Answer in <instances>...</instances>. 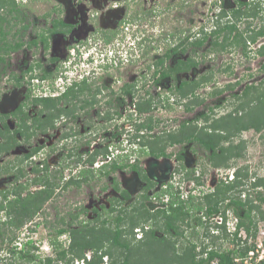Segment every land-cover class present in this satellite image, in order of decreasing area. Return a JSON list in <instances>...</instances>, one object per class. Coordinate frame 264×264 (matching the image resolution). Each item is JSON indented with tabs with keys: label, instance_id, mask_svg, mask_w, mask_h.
<instances>
[{
	"label": "flooded vegetation",
	"instance_id": "1",
	"mask_svg": "<svg viewBox=\"0 0 264 264\" xmlns=\"http://www.w3.org/2000/svg\"><path fill=\"white\" fill-rule=\"evenodd\" d=\"M33 1L0 0V177L3 178L0 180V202L5 198L6 192H12L15 188H24L23 197L28 196L29 193L46 189L48 175L50 177L54 173L59 175L60 170H65L68 167L69 175L66 176L64 173L62 180L57 178L58 183L53 195L47 200L49 202L54 195L65 188L63 186L64 178L69 180L72 176L76 180H81L87 173L90 174L93 171L95 162L92 164L84 163L90 154L96 151L94 146L90 148L91 143L98 142L97 149L101 148L102 150L109 146L114 137H121L126 132L127 120L132 121L134 117V114L128 109L130 105H136L137 119L143 114L139 107L144 101V82L142 79L144 71L136 70L139 66V60L129 63L101 64L90 76L88 75L89 77L87 75L74 77L70 87H67V83H65V86L63 85L61 88L56 81L59 74L67 70L64 60L68 58L70 48L76 46L80 51L81 46L91 48L99 42L104 50L108 49L111 44L123 45L126 40L124 31L129 24H132L130 21L133 20L131 19L133 17L136 18L134 21L139 23L136 25L138 34L142 39L145 36L144 40L147 42L151 38L147 28L154 29V27L164 26L163 22L167 19L164 12L159 14L158 2L160 0H53L55 3L49 10L40 14L42 18H39V15H36L32 9L27 10L26 6ZM171 1L174 2L175 0ZM239 1L242 0H238V3ZM167 4V6L171 5ZM259 13L246 18L254 19L259 16ZM170 14L168 13L169 16ZM40 19L43 22L42 20L39 21ZM263 28L264 25L258 29H249V37L246 36V45H244L242 40H239L240 36L239 38L236 37L239 31L238 27V30L234 31L231 36L233 41L230 43L231 45L224 49L221 47L218 50L220 58L222 57L221 54L228 53L231 55L228 59L232 61L234 51L231 52V50L237 46L241 49L242 57L240 60L244 59L243 61L251 62L256 55H261L263 59L259 69L264 78V53L260 51L264 47V40L263 43L258 44V48L255 46L256 41L264 39V34H257ZM120 30L123 32L118 35ZM160 30V33L164 31V29ZM160 33L156 36L152 48L154 59L152 65H154L155 72L161 73L160 75L164 69H172L173 73L163 78L161 84L164 89L178 97L176 102H169L164 105H168V108L174 111L180 107L186 113L185 116H182L183 119L180 120V124L168 132L180 134L184 130H189L190 133H193L184 141L172 144L171 147L178 146L174 150L169 151L168 147L166 149L167 155L156 157V161L150 169L147 171L143 169V175L142 172L129 167L134 177L127 179V183L132 186L130 188L122 187L121 184L120 186L130 192V198H123L120 191H118V195L111 197V199L118 198L123 207L131 205L139 195L146 193L150 196L153 189L157 197L160 196L162 203L155 209L167 207L172 200L175 201L176 205L180 201L189 203L191 197L205 199L204 196L214 191L219 184L230 180H227L229 172L223 173L221 171L222 168L226 167L215 166L211 163L209 165L220 173L217 172L216 176L211 175L210 182L207 183L208 169L202 163L203 160L223 156L222 148L231 144L237 145L244 142L248 146L249 143L253 144L256 139L264 142V120L259 121L257 125L250 124L248 127H243L241 130L214 127L216 124L219 125L224 118H228L230 114L237 115V107L240 104L247 111L249 105L256 102L254 90L257 88L256 84L254 85L253 81L248 82L240 94L235 90L242 83L240 78L236 82L217 87L215 86L216 82L211 81L213 79L212 74L196 72L199 66L177 72L174 70V72L173 69L177 64H184L185 67L192 58L198 62L203 60L202 57L198 59L196 55H193L192 52L197 50L193 51L190 46L191 39L199 36L196 34L197 32L194 36L190 32L184 34L180 40L172 42L164 53H159V46L156 42L159 40ZM255 33L257 36L253 40L251 36H254ZM171 34L172 31L167 33L166 40H170ZM219 38V41H224V32ZM182 42H184L183 45H181ZM176 47L178 49L174 51ZM168 50L172 51V55L162 65L158 64L159 58L164 56ZM82 58V56H78L73 66L77 67ZM230 68L231 65L228 64L224 71H230ZM80 71H84V69ZM206 76L212 79L210 81L200 80ZM253 77L254 73L251 72L250 78ZM38 81L41 82L40 86L37 84ZM193 82L197 84L200 82V84L191 88L190 85ZM1 83L3 87H1ZM158 84H160L159 79L153 84L155 103L147 112L148 117L150 115L155 117V111L160 109L159 102H164L163 99H160ZM208 84L213 86L208 88L209 91H206ZM201 89L202 91H200ZM246 91H248L247 94ZM253 96H255L253 100L248 102L249 98ZM259 96L264 103V92L259 93ZM228 97H232V101L238 103L232 112L222 110ZM164 99L170 100V97L166 96ZM245 110L240 109L239 115H242ZM143 131L146 132L147 130L144 129ZM205 134L215 137L216 141L219 140L216 153L213 148H209L200 139L201 135ZM103 135L104 137H102ZM69 142L72 143L71 151L66 150L65 153L60 154L59 151H63ZM80 142L88 144L87 152L78 153L77 143ZM75 155L77 156L76 159ZM38 156L39 161L37 160ZM101 156L99 155V157ZM66 159L71 161L66 163L64 162ZM161 161L165 162L161 164ZM29 164L30 171H26L25 167ZM74 165L78 166L76 167L78 169L75 170L78 175L72 173ZM54 166L56 167L54 168ZM31 170L35 172V175L30 178ZM236 170L235 168V175ZM120 171H124V169ZM144 173L148 176V180L144 177ZM150 173L154 175L153 178H151ZM178 173L182 175L179 177L181 181L179 179L178 181L174 180L177 179ZM253 174L254 172L250 170L252 176L250 183L257 178ZM92 175H90L89 181L82 184L91 181L95 176L94 171ZM167 175L168 181L172 185L168 182V187L163 189L164 182L160 184L159 181L166 179ZM186 178L192 182V185H188L189 194L184 197L182 184L185 183ZM39 179L41 182H36ZM9 180H12L9 186L3 187L2 183L9 182ZM149 182H152L153 186L147 188ZM37 185L41 187L33 189V186ZM206 185L208 187H205ZM212 185L215 188L208 192L207 188L210 189ZM203 188L207 190L202 191ZM252 189L256 191L255 188L252 187ZM206 191L207 193L202 197V193ZM164 192L168 193L164 194L168 196L167 199L164 198L165 196L162 197ZM196 193L200 198L196 196ZM246 195L247 191H244L243 197ZM15 197L16 195L9 194L6 202ZM111 204V200L102 202L101 205L94 204L90 212L94 213L95 216L90 220L97 217V211H102L104 207L110 208ZM221 213L220 210L209 218L212 219ZM199 214H204V210L200 211ZM232 214L235 216L233 211ZM203 217L205 219L206 215ZM211 223L213 224V221Z\"/></svg>",
	"mask_w": 264,
	"mask_h": 264
},
{
	"label": "trees",
	"instance_id": "2",
	"mask_svg": "<svg viewBox=\"0 0 264 264\" xmlns=\"http://www.w3.org/2000/svg\"><path fill=\"white\" fill-rule=\"evenodd\" d=\"M219 11L216 13L217 19L213 22L210 30H205L203 26L200 29L202 36L194 37L191 39L190 46L193 51L201 48L204 43L209 39L211 40V50H219L221 47L227 48L233 41L231 36L234 31L238 30V20L243 17L255 16L259 13V4H252L250 1H239V5L236 8H225L223 6H217ZM222 18H227L223 21ZM199 32V31H198ZM197 32V33H198ZM224 32V41H219V36ZM196 33V34H197ZM237 38L241 39L244 45H246L247 38L241 32H237ZM257 34H264V28ZM257 34L251 36L253 40L256 39ZM194 36V35H193ZM184 42L181 43L183 45ZM186 48V47H185ZM185 48H182L183 50ZM178 47L175 48L176 51ZM264 53V47L260 50ZM172 55V51L168 50L166 54L159 58L158 64L162 65L165 60ZM193 66H199V62L194 58L191 62L186 64H177L173 69L181 71L189 69ZM175 72V71H174ZM172 69H164L161 75L160 81L163 78L171 75ZM211 77H203L201 81H210ZM197 83H192L191 88H194ZM200 84V82H198ZM197 84V85H198ZM248 91H246V94ZM256 102L263 104V99L256 97ZM155 103L152 95H148L144 98V101L139 109L142 112L147 113L151 110L152 104ZM250 107V105H249ZM240 109L245 107L240 104L237 107L239 115ZM235 118V117H234ZM224 118V129H239L244 126L248 127L249 123L238 127L237 121L231 125V119ZM154 117H149L137 123V134L131 139V143L138 142L139 145L147 147L149 153L152 156L160 157L167 155L166 149L176 143L182 142L184 139L189 138L193 133L189 130H184L180 134L168 133L164 136L150 135L147 140H143L146 135L143 131L152 132L154 128ZM222 120V121H223ZM263 121V120H262ZM215 125V128L223 129L220 125ZM232 126L238 127L234 128ZM243 126V127H242ZM142 132V134H141ZM139 138V140H137ZM200 139L206 143L209 148H213L214 152H217L219 140L210 135H201ZM247 145L244 142L239 144H231L228 147H223V156L219 158L211 159V162L215 166L228 167L232 158L239 159L246 156ZM228 153L227 155L225 153ZM111 153L110 148L96 149L93 154H90L88 159L84 163H94L99 155L107 157ZM222 158V159H221ZM122 162L120 163L116 157L113 158L110 163L103 165L101 170L106 167L109 169L104 172L106 175L115 172L116 170L125 169L127 166L133 167L135 170L142 172L143 168L139 162ZM90 173V170H89ZM90 174H86L81 180H76L71 176L69 180H64V187L69 185L81 186L83 182L89 181ZM59 176V177H57ZM93 176V175H92ZM19 177V176H18ZM17 177V178H18ZM64 177V169L60 170L59 175H48L46 180L47 188L39 190L34 193H29L28 196L23 197L22 192L24 188H15L4 194L3 201L0 202V213L3 211L6 214L5 220L0 218V243L5 241L11 243L16 239V235L12 234L7 237V233L18 230L25 226L28 222L32 221L38 212L43 208L47 200L53 195L57 185V178ZM144 177L148 180V176L144 173ZM252 176L250 175L249 167H237L235 179L229 182L223 181L219 184L214 191L206 194L205 199L197 200L191 197L189 203L180 201L175 205V201L169 203L165 208L155 209L150 202L151 197L146 193L139 195L127 207L122 206V202L118 198H112V204L110 208H105L102 211H97V217L93 220L81 221L77 226L74 225V220L79 217V213L72 214V220L67 227L58 229V235L68 233L69 244L67 247H63L61 243L55 238L50 242L55 246V256L41 257L38 253V247L32 240H26L23 243L16 244L12 242V247L3 250L5 253H12L15 258L13 261L2 263V257L0 264H76V258L86 257L87 251H92V258L87 260L84 264H102L103 257L108 256V262L106 264H264V257L261 259L258 255L257 243L251 238H256L259 220H264V176L257 177L255 181L250 183ZM150 181V180H149ZM41 182V180H36ZM43 182V181H42ZM115 189L120 191L123 198H130L131 194L127 189H122L120 183L115 181ZM248 185L257 190V195L253 197ZM153 186L152 182H149L147 188ZM244 191H247L246 197H243ZM9 194L16 195L15 198L9 200ZM196 208V215L193 217V210ZM204 210V215H200L199 212ZM222 211L224 217V223L219 225L217 223L211 224L210 216L218 211ZM233 211L236 221V230L234 233H229L227 230L228 212ZM82 211H86L82 209ZM208 218V219H207ZM65 221V219H63ZM151 224H150V223ZM210 223V224H209ZM150 224V228L145 230L144 237L137 239L135 235V228L138 226H144ZM210 225H213L216 230H220V234L212 235L210 231ZM198 226H205V235L212 236L210 244L202 243L201 248L198 249V243L192 241L191 238H185L186 228H191V235H200V231L197 230ZM245 231L246 236L241 235V231ZM15 233V232H14ZM219 233V232H218ZM216 234V233H213ZM232 236V237H231ZM223 238L233 243V247L224 249L221 246H217V240ZM183 240V244L178 246V242Z\"/></svg>",
	"mask_w": 264,
	"mask_h": 264
},
{
	"label": "rangeland",
	"instance_id": "3",
	"mask_svg": "<svg viewBox=\"0 0 264 264\" xmlns=\"http://www.w3.org/2000/svg\"><path fill=\"white\" fill-rule=\"evenodd\" d=\"M245 1H250L252 4L260 5V8H259L260 13L258 17L254 19L244 17L238 21L239 31H241L245 35V37L246 36L249 37V29H254V28L258 29L259 27L264 25V0H245ZM54 3L55 2L53 0H34L31 4L27 5L26 8L27 10L32 9V11L36 15H39V18H42L40 14L42 12L48 11L49 8ZM158 3H159L158 7L160 11L159 14H162L164 12L166 14L165 18L167 17V19L165 20V22H163L164 26L162 25L161 27L160 26L154 27V29H152L151 27L147 28L149 29L148 34H150L151 38H149L148 36L149 40L145 42L144 40L145 36H144L141 42L142 47L144 48L143 55H142L143 59L139 62V66L136 68V70H138L139 72L144 71L143 82L146 85L150 84L149 76L152 74V71L155 70V68L152 67V63L154 60L153 55H152L153 54L152 48L155 44V39L157 38L156 36H158L161 31L160 29H164V31L160 33L159 40L156 43H158V46H159V53H164V51H166L169 48V45L172 42H175V40H180V38L183 37L184 34H187L190 32L192 35H194L203 26L208 29H211L213 22L217 19V17L215 16L216 13L219 11L217 6H223L229 9V8H236L239 5L238 0H175L174 2H172L171 0H160ZM167 3L171 5L167 6L168 5ZM168 13H171L170 16L168 15ZM131 19H133L132 21H130L133 25L132 24L130 25V29H135L137 27L136 25L139 23H136L134 21L136 18L133 17ZM41 20L42 19H40L39 21ZM222 20L226 21L227 18H222ZM139 28L141 29L142 26ZM170 31H172V34L169 38L172 41L166 40V38L168 37L167 33ZM122 32L123 30H120L118 32V35H120ZM263 40L264 39H260L259 41H256L255 46H257L258 48V44L262 42ZM232 51H234V58L232 61L228 59L229 57H231V55H229L228 53L221 54L222 57L220 58V52H218V50H211V40L208 39L205 42L202 49L200 48L196 52H192L193 55H196L198 59H200L201 57L203 58V60L199 61V67L196 72H199L201 74H205V73L212 74L213 79L211 81L216 82L215 86L217 87H219L220 85H227L228 83L236 82V80L240 78L242 83L238 86V88H235V90L238 91V93L240 94L242 93L241 90H243V87L248 82L253 81L254 85L256 84V87H257L256 89H254L255 95L256 97H259V93L264 92V78L262 76V71L259 69V66L262 63L263 56L256 55V57L253 60H251V62H248L247 60L243 61L244 59L240 60L242 57L240 47L237 46V48H233L231 52ZM228 64L231 65V68H230L231 70L224 71V68ZM251 72L254 73L253 78H250ZM212 86L213 85L211 84L206 85V91H209L208 88ZM1 87H3L2 83H1ZM200 91H202V89ZM159 96L161 100L162 99L164 100V102L162 103L159 102L160 109L155 111V114H154L155 115L154 117L155 125L152 130L154 132L150 133L146 131L144 134L146 135V137L142 138L143 140H147L151 134L157 135V136L167 135L168 133H170L168 131H172L180 124V120L183 119L182 116L186 115V113H184L182 108L180 107H178V110L174 111L173 109H169L168 105H164V104H168L169 102H174V101L176 102L178 99L176 95L163 90L161 93H159ZM164 96L165 97L169 96L170 100L164 99L165 98ZM145 97L147 98L146 95L144 96V98ZM254 97L255 96H253L252 98H249L248 102L252 101ZM226 99L227 101L225 100L222 110L224 112L234 111L235 106L238 103L235 101H232L233 100L232 97H228ZM133 118H135V115ZM141 118L142 116L138 117V119H141ZM145 118L146 117H143V119ZM228 118H234V119H231L230 124L233 125L234 123L233 120H235L237 121L238 127L244 124L248 125L249 123H255V122L262 121L264 120V103L261 104V103L255 102L254 104L250 105L247 111L245 110V112L242 115L240 114L237 116V115L230 114ZM220 125L224 128V125H226L224 124V120L221 122ZM232 127L238 128L235 126H232ZM245 135H247L246 132H245ZM102 137H104V135ZM68 144L69 145H67V147H64L63 151L62 150L59 151L60 154L65 153L66 150L71 151L72 143L69 142ZM77 145H78L77 147H78L79 154L87 152L88 144H86L85 142H80L79 144L77 143ZM97 145H98V142H93L89 146L90 148L94 146L97 149L98 147ZM109 147L113 150L115 149L123 150V152L121 151V153L117 154L116 156V159L120 163L122 162L131 163L134 160H137L140 166L146 171L150 169L151 165L154 163V161H156V157H152L147 147L139 145V144L134 145L131 142L123 143V141L121 140L119 136L113 138V140L109 144ZM176 147L178 146L171 147L170 145L169 151L174 150ZM246 153H247L246 156L243 158H239L236 160L231 159L230 165L224 169L222 168L221 171L223 173L224 172L231 173L232 171L235 170V168L237 169V167H240V166L243 167L247 165L249 167V171L251 170L254 172L253 175L257 177L264 176V142L256 139L253 144L249 143L246 148ZM76 157L77 156L75 155V159ZM98 159L100 160L99 161L100 165H101L102 160L103 161L108 160L107 158L105 159L102 156L98 157L97 160ZM37 160L39 161V156L37 157ZM60 161L63 164L62 160ZM70 161L71 160L66 159L64 162L69 163ZM108 162L110 163V161ZM108 162L104 163L103 165L108 164ZM164 162L165 161H161V164H163ZM202 163L208 169L206 180H207V183H209L211 175L216 176L217 172L218 173L220 172L216 171L215 168H213V166L209 165L212 163L211 160L205 159L203 160ZM29 166L30 164L27 167H25L26 171H30ZM55 167L56 166H54V168ZM76 167L78 166L74 165L73 167L72 173L74 175H78V173L75 172V170L78 169ZM93 167H95V164L93 165ZM67 168H65L64 170V173L66 176L69 175V172H68L69 170ZM92 169L94 171L95 176L91 179L89 183H84L81 185V187H77L76 185L72 184V185H69L67 188H63L62 191L54 195L52 200L44 204L43 208L40 210V212L36 214V216L33 218L32 221L28 222L25 226H23L22 228L18 230L14 229L13 231L11 229V231L7 233V237L11 236L12 234L13 235L15 234L17 237L13 241H15L16 244H19V245L23 243L24 241H26L27 239L32 240L34 244L38 247L39 255L43 258L46 256H53V255L55 256V250H54L55 246L50 242L54 238L55 239L57 238L56 240H58L63 247H67L69 244V235L68 233H65L63 235H58V229L64 226L67 227V225L72 220V214L79 213V217L74 220L75 226H77L81 221L90 220L95 216L94 213L90 212L94 204L101 205L102 202H108L109 200H111V197L118 195V191L115 190L114 188L115 183H116L115 181H118L122 187L125 186V187L130 188L132 186L127 183V179H133L134 177L133 172L131 171L129 166H127L126 169H124V171L116 170L115 172H112L111 174H108V175H106L104 172H106L109 169V167H106L104 170H101L100 167H95ZM34 175H35V172L31 170V172L29 173V177L30 178L32 176L34 177ZM180 176L182 177V175H179L178 173L177 179H174V180L178 181ZM2 179L3 178L0 177V180ZM11 181L12 180H9V182L8 181L3 182L2 183L3 187H8ZM166 182L167 183L169 182L170 185H172L170 181H166ZM182 185L184 188L182 195L185 197V195L189 194L187 191L189 189L188 185H192V182H190L189 179L186 178L185 183L183 182ZM33 187H34L33 189H36V188H40L41 186L37 185ZM205 187H208V185H206ZM247 188H250V186L248 185ZM207 189L203 188L201 190L202 191L207 190L208 192H210L211 189L213 190L214 188L210 186V189L209 188ZM207 191L202 193L201 196L203 197L207 193ZM250 191L253 197L257 195V190L255 191L254 189L250 188ZM262 191L264 193V189ZM166 193L167 192H164L162 197L165 196L164 194ZM196 196L200 198V196L197 193H196ZM134 197H136V195H134ZM164 198L167 199L168 196H165ZM200 199H197V200L199 201ZM148 203H152L154 208L158 206L159 204H162L160 196L159 198H157L156 201L150 199V202L148 201ZM105 208H108V207H105ZM82 209H85L86 211L83 212ZM263 209H264V204H263ZM196 213H197L196 208H194L193 217L195 216ZM5 217H6V214L5 212L2 211L0 213V218L2 220H5ZM228 217H229L228 218L229 224H226L227 230H228V227L233 229V226L235 225L237 221L236 217L232 214L231 210L228 212ZM63 219H65V221H63ZM210 226H211L210 231L212 235L220 234L221 229L217 231L219 232L217 233L215 232L216 228L213 225H210ZM197 230L200 231L199 236H196L193 234L191 235L190 232L192 231V229L186 228L184 239L191 238L192 241H195L198 243V249H200L202 243L210 244V240L212 236L205 235V230H206L205 226H198ZM257 231L258 232H257L256 238L255 239L251 238L250 241L254 240L257 243V250H258L257 252L259 255L258 259H261L264 257V220H259ZM228 232L230 233L229 230ZM213 233H216V234H213ZM241 235L245 237L246 236L245 231L242 230ZM12 242L9 243L8 241H5L3 244L0 243V260L2 257H6L5 259L2 260L3 261L2 263H7L15 259L12 253H5L3 251V250H6L7 248L12 247L13 245ZM183 242H184L183 240H180L178 242V246H181ZM210 246H212V244H210ZM217 246H221L224 249H228L230 247H233V243L225 239L223 240V238H219L217 240ZM21 264H25V263H21Z\"/></svg>",
	"mask_w": 264,
	"mask_h": 264
},
{
	"label": "built area",
	"instance_id": "4",
	"mask_svg": "<svg viewBox=\"0 0 264 264\" xmlns=\"http://www.w3.org/2000/svg\"><path fill=\"white\" fill-rule=\"evenodd\" d=\"M216 16V15H215ZM217 17V16H216ZM212 28V27H211ZM205 30H210L208 28L205 27ZM133 29H130V24L126 27L125 29V33H126V40L124 42L123 45L119 44L114 45L112 44L108 49H103L100 42L99 44H95L94 46H92L91 48H87L86 46H81L80 47V51L78 50V48L76 46H73L70 48L69 53H68V58L64 60V65L67 67L65 69H67L64 73H60L56 83L58 85H60L61 87H63V85L66 83V81L68 83H71V80L74 77L77 76H88L91 75L92 72H94L95 70H97V67L99 65H106L107 63H119V62H125V63H129V62H135V61H141L143 59L142 55H143V49L141 48V45L138 43V41L136 40L135 36H133ZM211 31V30H210ZM200 30L197 33L198 36H200L201 34ZM78 56H82V60L81 63L79 65H77V67H74V61L77 60ZM152 67L154 68V65H152ZM84 69V71H80ZM156 70L152 71V74L149 76L150 79V84H143V90H145V92L143 93L144 95L148 96L150 94H153L154 92V83L156 81V79L159 77V73L158 74H154ZM144 73V72H143ZM142 73V79H144V75ZM68 76V78L66 79V77ZM158 92L161 93L164 89L163 86L161 84H158ZM152 91V92H151ZM130 110L131 113H133L135 115V118L130 121L127 120V125L125 128V133L120 137L121 140L123 141V143H129L131 142V136H133L136 133V123L137 122H141L143 120V118L141 119H137V109H136V105L132 104L130 105V107L128 108ZM147 115V114H144ZM142 134V132H141ZM137 140H139V138H137ZM134 145H138V142L133 143ZM110 148V147H109ZM111 153L107 156V157H103V158H107V161H101V165L99 163V159L96 160L95 162V167H101L104 163L111 161L113 158H115L117 156V154H120L121 151L123 152L122 149H111L110 148ZM235 178V174L234 171H232L231 173H229L228 175V179L227 180H233ZM168 187V183L164 182L162 185L163 189H166ZM212 188H215L214 185H212ZM150 197L151 200L156 201L157 200V195L154 193V189L152 190V192L150 193ZM186 197V195H185ZM155 210V208H154ZM211 221H213L214 223H217L219 225H222L224 223V217L222 214H219L217 216H215L214 218H210ZM237 220V219H236ZM227 224H229V220L227 222ZM150 228V225L146 224L144 226H138L135 228V235L137 239H142L144 237V233L145 230H148ZM228 230L230 231V233H234L236 230V223L233 226V229H231L230 227H228ZM219 231L218 229L215 230V232ZM218 233V232H217ZM92 258V251H87L86 252V257H82V258H76L75 259V263L76 264H84L87 260H90ZM108 262V256H104L103 257V263L102 264H106Z\"/></svg>",
	"mask_w": 264,
	"mask_h": 264
},
{
	"label": "clouds",
	"instance_id": "5",
	"mask_svg": "<svg viewBox=\"0 0 264 264\" xmlns=\"http://www.w3.org/2000/svg\"><path fill=\"white\" fill-rule=\"evenodd\" d=\"M132 32H133V36H135L136 40H137L138 43L141 45V48L144 49V48L142 47V44H141V42H142L143 39H142V38L140 37V35L138 34L137 29H136V28L133 29ZM154 74H157V73L154 72ZM160 74H161V73H159V77L157 78V79H159V81H160V79H161V75H160ZM89 76H90V75H89ZM89 76H88V77H89ZM157 79H156V81H157ZM40 83H41L40 81L37 82V84H39V86H40ZM66 83H67V84H66L67 87H70V86H71V83H68L67 81H66ZM161 83H162V81H160V84H161ZM154 84H155V83H154ZM161 85H162V84H161ZM39 86H38V87H39ZM58 86H60V85H58ZM64 86H65V85H64ZM61 88H63V87H61ZM163 89H164V88H163ZM164 90L167 91L166 89H164ZM167 92H169V91H167ZM169 93H171V92H169ZM151 95H153V94H151ZM144 96H145V95H144ZM143 114H147V113L143 112ZM143 114L141 115L142 118L148 116V114H147V115H143ZM133 119H134V118H133ZM130 121H131V120H130ZM137 123H138V122H137ZM137 123H136V128H137ZM137 132H138V131H137V129H136V133H135L133 136H131V137L133 138V137L137 134ZM132 138H131V139H132ZM108 147H109V146H108Z\"/></svg>",
	"mask_w": 264,
	"mask_h": 264
},
{
	"label": "water",
	"instance_id": "6",
	"mask_svg": "<svg viewBox=\"0 0 264 264\" xmlns=\"http://www.w3.org/2000/svg\"><path fill=\"white\" fill-rule=\"evenodd\" d=\"M150 176H151V178L154 177V175L152 173H150ZM166 181H168V175H167V178L166 179H162L159 182H160V184H162L163 182H166Z\"/></svg>",
	"mask_w": 264,
	"mask_h": 264
}]
</instances>
